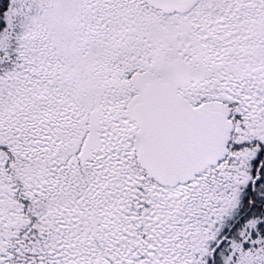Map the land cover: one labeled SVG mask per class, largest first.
Here are the masks:
<instances>
[{"label":"snow or ice","instance_id":"snow-or-ice-1","mask_svg":"<svg viewBox=\"0 0 264 264\" xmlns=\"http://www.w3.org/2000/svg\"><path fill=\"white\" fill-rule=\"evenodd\" d=\"M0 264H264V0H0Z\"/></svg>","mask_w":264,"mask_h":264}]
</instances>
